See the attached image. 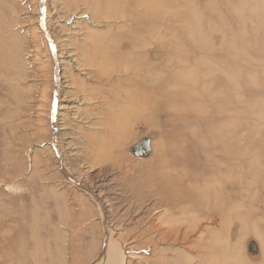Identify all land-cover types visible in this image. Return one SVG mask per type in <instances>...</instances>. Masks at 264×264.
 <instances>
[{
	"label": "rangeland",
	"instance_id": "1",
	"mask_svg": "<svg viewBox=\"0 0 264 264\" xmlns=\"http://www.w3.org/2000/svg\"><path fill=\"white\" fill-rule=\"evenodd\" d=\"M139 1L0 0V264H264V0Z\"/></svg>",
	"mask_w": 264,
	"mask_h": 264
},
{
	"label": "bare ground",
	"instance_id": "2",
	"mask_svg": "<svg viewBox=\"0 0 264 264\" xmlns=\"http://www.w3.org/2000/svg\"><path fill=\"white\" fill-rule=\"evenodd\" d=\"M86 1H87V0H86ZM107 1L111 2L112 4H114V6H115V4L118 6L119 3H121V2L125 3L127 9H125L126 7H125V8L122 7V8H124L123 11H124V10H126V11H125V12H122V11L120 10V11H121V15H119L118 17H116V15H115V13H114V16H115L116 18L119 19V17L122 16V17L126 20V22L129 21V20H130V22H131L132 20H133V21L135 20V18H134V17H135V14H134V16H132V15H131V12L133 11L132 8L135 6L136 0H107ZM137 1H138V0H137ZM148 1H149V0H148ZM150 1L153 2L152 4H153V7H154V1H153V0H150ZM249 1H250V0H249ZM93 2H94V1H93ZM93 2H91V3H93ZM139 2L142 3L141 0H140ZM139 2H138V4H139ZM143 2H144V1H143ZM158 2H160V1H158ZM161 2H162V1H161ZM175 2H176V1H175ZM252 2H253V1H251V3H252ZM94 3H95V2H94ZM94 3H93V4H94ZM99 3H100V1H99ZM111 3H109L110 6L112 5ZM163 3H166V2H163ZM163 3H161L162 6L164 5ZM97 4H98V3H97ZM106 4H107V3H105V5H106ZM143 4H144V3H142V5H143ZM146 4L149 5V2L146 3ZM161 4H159V5H161ZM98 5H99V4H98ZM105 5H104V6H105ZM123 5H124V4H123ZM159 5H158V6H159ZM114 6H113V7H114ZM140 6H141V5H138V7H140ZM145 6H146V5H145ZM156 6H157V5H156ZM113 7H112V8H113ZM115 7H116V6H115ZM115 7H114V10H115ZM118 7H119V6H118ZM118 7H116V10H117V12H120V11H118V10L120 9L121 5H120L119 9H117ZM138 7L136 6L135 8H137V10H138ZM142 7H144V6H142ZM142 7H141V8H142ZM146 7H147V6H146ZM166 7H167V5H166ZM93 8H95V6H94ZM96 8H97V7H96ZM141 8H140V9H141ZM144 8H145V7H144ZM147 8H148V7H147ZM147 8H146V9H147ZM154 8H155V7H154ZM240 8H241V6H240ZM116 10H115V11H116ZM137 10H136V11H137ZM147 10L149 11V9H147ZM147 10H146V11H147ZM158 10H159V9H158ZM161 10H162V9H161ZM243 10H244V9H243ZM115 11H114V12H115ZM134 11H135V10H134ZM153 11H155V10H152V12H153ZM159 11H160V10H159ZM159 11H158V12H159ZM165 11H167V10H165ZM92 12H93V11H92ZM95 12H96V11H95ZM95 12H94V13H95ZM111 12H113L112 9H111ZM117 12H116V13H117ZM127 12H128V13H127ZM149 12H151V10H150ZM167 12H168V11H167ZM94 13H93V14H94ZM133 13H134V12H133ZM135 13H136V12H135ZM143 13H146V12L144 11ZM156 13H157V11H156ZM110 14H111V13H110ZM118 14H120V13H118ZM168 14H169V12H168ZM168 14H167V15H168ZM138 15H140V14H138ZM141 15H142V14H141ZM147 15H148V14H146V17H147ZM157 15H158V14H157ZM167 15H166V16H167ZM108 16H109V15H108ZM143 16H144V14H143ZM166 16H165V17H166ZM181 16H182V15H181ZM144 17H145V16H144ZM165 17H164V20H165ZM173 17H175V16H173ZM179 17H180V16H179ZM179 17H177V18H175V19L178 20ZM240 17H241V16H240ZM240 17L238 18V16H237V18H238L239 20H240ZM107 18H108V17H107ZM109 18H110V17H109ZM109 18H108V19H109ZM111 18H113V14H112V17H111ZM148 18H149V17H148ZM154 18L156 19V16H155ZM181 18H182V17H181ZM181 18H179V19H181ZM198 18H199V17H198ZM142 19L144 20V18H142V17H140V18L137 17V20H141V21H142ZM145 19H147V18H145ZM199 19H201V18H199ZM241 19H242V17H241ZM111 20H112V19H111ZM156 20H157V19H156ZM122 21H123V19H122ZM154 21H155V20H154ZM181 21H183V20H181ZM241 21L243 22V19H242ZM116 22H117V21H116ZM144 22H146V20H144ZM151 22H152V21H151V17H150V18L147 20V23H148V24H151ZM196 22H197V21H196ZM198 23H199V20H198ZM116 24H117V23H116ZM129 24H132V25L134 26L133 23H129ZM176 24H177V23H176ZM176 24H175V25H176ZM186 24H187V23H186ZM191 24H192V23H191ZM114 25H115V24H114ZM146 25H147V24H146ZM179 25H180V24H179ZM196 25H197V24H196ZM209 25H210V23H209ZM242 25H243V24H242ZM173 26H174V25H173ZM176 26H177V25H176ZM176 26H175V27H176ZM243 26H244V25H243ZM131 27H132V26H131ZM186 27H187V25H186ZM188 27H189V26H188ZM191 27H192V26H191ZM194 27H195V26H194ZM196 27H197V26H196ZM199 27H200V26H199ZM214 27H215V25H214ZM178 28H179V26H178ZM129 29H130V27H129ZM135 29H136V28H135ZM179 29H180V28H179ZM195 29H196V28H195ZM207 29H209V28H207ZM180 30H181V29H180ZM210 30H211V29H210ZM215 30L217 31V28H215ZM228 30H229V29H228ZM192 31H193V30H192ZM197 31H198V30H197ZM208 31H209V30H208ZM212 31H214V30H211V32H212ZM126 32H128V31H126ZM131 32H132V31H131ZM135 32H136V31H135ZM173 32H174V31H173ZM211 32H210V33H211ZM221 32H222V31H221ZM124 33H125V32H124ZM201 33H202V32H200V35H198L199 37L202 35ZM205 33H207V31H206ZM126 34H127V33H126ZM129 34H130V33H129ZM131 34H132V33H131ZM135 34H136V33H135ZM197 34H198V32H197ZM218 34H219V33H218ZM220 34H221V33H220ZM232 34H233V33H232ZM232 34H231V35H232ZM238 34H239V33H238ZM116 35H117V34H116ZM118 35H119V34H118ZM122 35H123V34H122ZM174 35H176V34H174ZM208 35H209V34H205V36L209 39ZM242 35H243V33L240 34L241 37H242ZM104 36L106 37V35H104ZM127 36H129V35H127ZM132 36H133V35H132ZM205 36H204V38H205ZM209 36H210V35H209ZM211 36H212V35H211ZM240 36H239V37H240ZM254 36H255V35H254ZM107 37H109V36L107 35ZM107 37H106V39H107ZM116 37L118 38V36H116ZM134 37H135V36H134ZM145 37H146V36H145ZM202 37H203V35H202ZM239 37H238V39H239ZM243 37H244V36H243ZM111 38H112V37H111ZM123 38H124V37L119 38V39H121L120 41H119L118 39H115V40L118 41V42L116 41V43H118V46H116V48H117L116 51H114L115 49L113 48V47H114V44H115V41H114V44H111V43H105V44H104V41H103V43L100 42V44H99L98 46L101 48V51H99V53H98L99 47L97 46L98 49H97V51H96V53H95V58H97V59L100 58L102 61L104 60V62L107 63L108 60H109L110 57H111V53H112V52H115V53H117V54H118V53L120 54L123 50H126V51H129V52L127 53V55H126L127 57H130V58L128 59V61H130V62H132V63L134 64V63L136 62V57H135V56L137 55V54H136V53H137V45L134 44L135 42H131V40H132L133 38L131 39L130 36L128 37V39H129V38H130V39H129L127 42H126ZM177 38H178V37H177ZM200 38H201V37H200ZM104 39H105V38H104ZM106 39H105V40H106ZM125 39H126V38H125ZM147 39H148V38H147ZM147 39H146V40H147ZM199 40H202V39H199ZM111 41H113V39H111ZM111 41H110V42H111ZM204 41H205V39H204ZM255 41H256V39H255ZM96 42H97V41H96ZM195 42H196V41H195ZM195 42H194V43H195ZM209 42H210V41H209ZM209 42H208L207 45H206L207 42H206L205 44L203 43V45H205V47H206V46L209 45ZM196 43H197V42H196ZM198 43H199V42H198ZM200 43H201V42H200ZM200 43H199V45H200ZM91 44H92V43H91ZM142 44H143V43H142ZM142 44H141V45H142ZM238 44H239V43H238ZM141 45H140V46H141ZM197 45H198V44H197ZM232 45H234V44L232 43ZM92 46H94V45H92ZM201 46H202V44H201ZM229 46H230V45H229ZM234 46H235V45H234ZM211 47H212V46H211ZM230 47L232 48V46H230ZM230 47H229V48H230ZM141 48H142V47H141ZM143 48H144V47H143ZM208 48H209V47H208ZM212 48H213V47H212ZM229 48H228V49H229ZM233 50H234V48H233ZM234 51H235V50H234ZM235 52H236V51H235ZM149 53H150V52H149ZM113 54H114V53H113ZM117 54H116V55H117ZM239 54H240V53H239ZM92 55H93V54H92ZM149 55H150V54H149ZM120 56H121V55H120ZM121 57H122V56H121ZM144 57H145V56H144ZM228 57H229V56H228ZM242 57H243V56H242ZM239 58H240V57H239ZM239 58H238V59H239ZM222 59H223V58H222ZM224 59H225V58H224ZM233 59H234V58H233ZM87 60H88V59H87ZM117 60H118V59H117ZM138 60H139V59H138ZM217 60H218V59H217ZM219 60H220V59H219ZM231 60H232V59H231ZM120 61H121V60H120ZM128 61H127V62H128ZM221 61H222V60H221ZM234 61H235V60H234ZM237 61H238V60H237ZM89 62L92 63V61H90V60H89ZM127 62H123V63H127ZM229 62H230V61H229ZM132 63H129V66L126 67V68H127V71H128V74L126 75V77L129 78V80L132 79V81H133V80H135V76H136L135 73H134V71H135L137 68L134 70L135 66H133ZM220 63H221V62H220ZM230 63H231V62H230ZM236 63H237V62H236ZM236 63H235V64H236ZM102 64H103V63H102ZM119 64H121V62H120ZM218 64H219V63H218ZM218 64H217V66H219ZM222 64H223V63H222ZM90 65H92V64H90ZM104 65H105V64H104ZM126 65H127V64H126ZM145 65H147V64H145ZM211 65H212V64H211ZM230 65H231V64H230ZM102 66H103V65H102ZM110 66H111V64H110ZM118 66H119V65H118ZM212 66H213V65H212ZM212 66H211V68H212ZM224 66H226V65H224ZM239 66H241V65H239ZM105 67H106V66H105ZM107 67H108V66H107ZM213 67H214V66H213ZM222 68H223V67H222ZM105 69H106V68H105ZM107 69H108V68H107ZM107 69H106V70H107ZM214 69H215V68H214ZM219 69H220V68H219ZM251 69L253 70V68H251ZM212 70H213V68H212ZM217 70H218V69H217ZM229 70H230V69H229ZM240 70H241V69H240ZM240 70H239V71H240ZM242 70H243V69H242ZM148 71H149V70H148ZM222 71H223V70H222ZM234 71H235V70H234ZM110 72H112V71H110ZM230 72H231V71H230ZM242 72H243V71H242ZM222 73H223V72H222ZM102 74H103V73H102ZM112 74L114 75V68H113V73H111V74H109V75L112 76ZM136 74H137V73H136ZM143 74H144V72H143ZM200 74H201V73H200ZM243 74H244V72H243ZM258 74H259V73H258ZM109 75H108V76H109ZM144 75H145V74H144ZM144 75H143V76H144ZM146 75H147V74H146ZM233 75H234V74H233ZM250 75H251V74H250ZM98 76H99V74H98ZM116 76H117V75H116ZM225 76H226V75H225ZM243 76H244V75H243ZM243 76H242V77H243ZM251 76H252V75H251ZM102 77H103V76H102ZM124 77H125V76H124ZM137 77H138V76H137ZM137 77H136V78H137ZM144 77H145V76H144ZM144 77H143V78H144ZM189 77H190V76H189ZM226 77H227V76H226ZM233 77H234V76H233ZM249 77H250V76H249ZM106 78H107V77H106ZM108 78H109V77H108ZM238 78H239V77H238ZM258 78H260V77H258ZM124 79H125V78H124ZM231 79H232V78H231ZM231 79L229 80V82H231ZM236 79H237V78H236ZM249 79H251V78H249ZM105 80H106V79H105ZM127 80H128V79H127ZM139 80H140V79H139ZM141 80H142V78H141ZM141 80H140V82H141ZM149 81H150V80H149ZM232 81H234V80H232ZM250 81H251L252 84L254 83V82H252V80H250ZM250 81H249V82H250ZM109 82H110V81H109ZM140 82H139V83H140ZM184 82H185V80H184ZM231 83H232V82H231ZM239 83H240V82H239ZM241 83H242V82H241ZM246 83H247V82H246ZM243 84H244V82H243ZM138 85H140V84H138ZM141 85H142V84H141ZM171 85L174 86L173 84H171ZM180 85H181V84H180ZM164 86H165V83H164V82L159 84V89H161V93H162V91L164 90ZM247 86H248V85H247ZM255 86H257V84H255ZM127 87H128V86H127ZM149 87H150V86H149ZM170 87H171V86H170ZM177 87H179V86H177ZM237 87H238V86H237ZM249 87H250V86H249ZM258 87H259V86H258ZM173 88H174V87H173ZM175 88H176V87H175ZM132 89L135 90L134 88H132ZM168 89H170V88H168ZM146 90H148V89H146ZM146 90H145V91H146ZM175 90H176V89H174V90L172 89V92L175 91ZM232 90H233V88H232ZM177 91H178V90H177ZM227 91H228V90H227ZM143 92H144V91H143ZM170 92H171V91H170ZM129 94H130V93H129ZM163 94H164V93H163ZM177 94H178V93H177ZM127 95H128V94H127ZM133 95H134V94H133ZM172 95H173V94H172ZM118 96H119V95H118ZM128 96H129V95H128ZM131 96H132V95H130V98H131ZM120 97H121V96H120ZM158 97H159V96H158ZM160 97H161V96H160ZM142 98H143V97H142ZM146 98H147V97H146ZM122 99H123V98H122ZM160 99H161V98H160ZM115 100H116V99H115ZM135 100H136V99H135ZM238 100H239V99H238ZM131 101H132V100H131ZM136 101H137V100H136ZM141 101H142V100H141ZM133 102H134V101H133ZM133 102H132V103H133ZM138 102H140V100L137 101V103H138ZM147 102H148V100H147ZM117 103H119V102H117ZM135 103H136V102H135ZM142 104H143V102H142ZM120 105H121V104H120ZM130 105H131V104H130ZM136 106H137V105H136ZM141 107H142V106H141ZM137 108H138V107H137ZM142 108H143V107H142ZM145 108H146V107H145ZM143 109H144V108H143ZM137 110H138V109H137ZM137 110H136V112H137ZM147 110H148V109H147ZM127 111H129V110H127ZM139 111L141 112V110H139ZM139 111L137 112V114H139ZM143 114H144V113H143ZM156 114H157V113H156ZM139 115H140V114H139ZM139 115H138V117H139ZM144 116H145V115H144ZM150 116H151V115H150ZM155 116H156V115H155ZM125 117H126V116H125ZM129 117H130V116H129ZM115 118H116V117H115ZM150 118H151V117H150ZM116 119H117V118H116ZM132 119H133V116H132ZM135 119H136V117H135ZM139 119H140V118H139ZM123 120H124V119H123ZM126 120H127V119H126ZM128 121H129V120H128ZM133 121H134V120H133ZM145 121H146V120H145ZM135 122H136V120H135ZM114 123H115V121H114ZM121 123H124V122H121ZM128 123H129V122H128ZM128 123H127V124H128ZM145 123H146V122H145ZM127 124H126V125H127ZM126 125H125V126H126ZM146 125H147V124H146ZM114 126H115V125H114ZM140 126H141V125H140ZM117 127H118V126H117ZM132 127H133V126H132ZM132 127H131V128H132ZM137 127H138V126H137ZM111 128H113V127L111 126ZM120 128H121V127H120ZM131 128H130V130H131ZM140 128H141V127H140ZM140 128H139V129H140ZM118 129H119V128H118ZM115 130H116V129H115ZM123 130H124V128H123ZM120 131H121V130H120ZM125 131H126V130H125ZM135 131H136V130H135ZM123 132H124V131H123ZM129 132H130V131H128V134L132 135L131 132H130V133H129ZM133 133H134V132H133ZM115 134H116V133H115ZM119 134H120V132H119ZM128 134H127V136H128ZM155 137H156V136H155ZM113 139H114V138H113ZM113 139H112V141H113ZM119 139H120V137H119ZM125 139H126V137H125ZM104 140H105V138H104ZM123 140H124V139H122L121 142H122ZM114 141H115V140H114ZM132 141H134V140H132ZM104 142H106V141H104ZM123 143H125V142H123ZM135 143H136V141H135ZM111 144H112V143H111ZM132 144H133V143H132ZM107 146H108V145H107ZM115 146H116V145H114V147H115ZM117 146H118V145H117ZM110 147H111V146H110ZM114 147H113V148H114ZM122 148H123V147H121L120 149H122ZM127 148H128V147H127ZM224 148H225V147H224ZM107 149H108V148H107ZM115 149H116V148H115ZM115 149H114V150H115ZM119 152H121V151H119ZM119 152H118V153H119ZM156 152H157V150H156ZM111 153H113V152H111ZM111 153H110V154H111ZM203 153H204V152H203ZM120 154H121V153H120ZM113 155H114V154H113ZM122 155H123V154H122ZM131 155H132V154H131ZM214 155H215V154H214ZM116 156H117V155H116ZM118 156H120V155H118ZM124 156H125V155H124ZM205 156H206V155H205ZM207 156H208V155H207ZM215 156H216V155H215ZM111 157H112V156H111ZM203 157H204V156H203ZM114 158L116 159L115 156H114ZM118 158H120V157H118ZM121 159H122V158H121ZM185 159H187V158H185ZM105 160H106V158H105ZM208 160H209V159H208ZM242 160H243V159H242ZM118 161H119V160H118ZM124 161H125V159H124ZM151 161H152V160H150V162H151ZM154 161H155V160H154ZM156 161H157V160H156ZM205 161H206V160H205ZM221 161H222V160H221ZM102 162H103V160H102ZM104 162H105V161H104ZM135 162H136V161H134V163H135ZM137 162H138V161H137ZM139 162H140V161H139ZM143 162H144V161H143ZM152 162H153V161H152ZM152 162H151V164H152ZM166 162H167V161H166ZM166 162L164 163V164H165V167H167V165H169V164L166 165ZM134 163H132V165H133ZM167 163H168V162H167ZM101 164H102V163H101ZM130 164H131V163H130ZM142 164H143V163H142ZM164 164H163V165H164ZM211 164H213V163H211ZM211 164H210V165H211ZM214 164H215V163H214ZM140 165H141V164H140ZM152 165H153V164H152ZM163 165H162V167H163ZM201 165H202V164H201ZM208 165H209V164H208ZM104 166H105V165H104ZM123 166H124V165H123ZM129 166H130V165H129ZM141 166H145V165L143 164V165H141ZM124 167H125V166H124ZM186 167H187V166H186ZM145 168H146V167H145ZM177 168H178V167H177ZM200 168H201V167H200ZM205 168H206V167H205ZM125 169H126V168H125ZM159 169H160V167H159ZM164 169H165V168H164ZM171 169H172V168H171ZM207 169H208V167H207ZM137 170H138V169H137ZM161 170H162V169H161ZM166 170H167V169H166ZM179 170H180V169H179ZM179 170H178V171H179ZM200 170H201V169H200ZM208 170H209V169H208ZM208 170H206V171H208ZM102 171H103V170H102ZM124 171H126V170H124ZM124 171H123V173H124ZM162 171H163V170H162ZM167 171H168V170H167ZM202 171H203V170H202ZM159 172H160V171H159ZM173 172L175 173V170H174ZM161 173H162V172H161ZM161 173H159V174H161ZM180 173H181V172H180ZM210 173H212V172H210ZM210 173H209V174H210ZM121 174H122V173H121ZM129 174H130V173H129ZM159 174H157V175H159ZM171 174H172V173H171ZM171 174H170V175H171ZM178 174H179V173H178ZM181 174H182V173H181ZM189 174H190V171H189ZM191 174H192V172H191ZM219 174H220V173H219ZM227 174H229V173H227ZM165 175H166V178H167V176H168L169 174H168V175L165 174ZM182 175H183V174H182ZM182 175H181V176H182ZM192 175H194V174H192ZM152 176H153V175H152ZM184 176H185V175H184ZM158 177H159V176H158ZM168 177H170V176H168ZM175 177H177V176H176V173H175ZM206 177H207V176H206ZM208 177H209V176H208ZM208 177H207V178H208ZM156 178H157V177H156ZM164 178H165V177H164ZM173 178H174V177H173ZM177 178H178V177H177ZM177 178H176V179H177ZM198 178H200V177H198ZM161 179H162V178H161ZM181 179H182V178H181ZM154 180H155V179H154ZM167 180H169V179L167 178ZM174 180H175V179H173V182L175 183ZM179 180H180V179H179ZM179 180H178V181H179ZM190 180H191V179H190ZM206 180H207V179H206ZM209 180H210V178H209ZM209 180H207V181L209 182ZM231 180H232V179H231ZM171 181H172V180H171ZM180 181H181V180H180ZM183 181L185 182L184 179H183ZM198 181H199V180H198ZM207 181H206V182H207ZM210 181H211V180H210ZM168 182H169V181H168ZM201 182H202V181H201ZM164 183H165V181H164ZM187 184H188V183H187ZM206 184H208V183H206ZM209 184H210V183H209ZM148 185H149V184H148ZM148 185H146V186H148ZM169 185H171V184H169ZM233 185H234V184H233ZM141 186H142V185H141ZM163 186H164V185H163ZM166 186H168V185H166ZM194 186H195V185H194ZM148 187H149V186H148ZM206 187H207V186H206ZM167 188L170 189V187H167ZM172 188H173V187H172ZM187 188H188V187H187ZM225 188H226V187H225ZM128 189H129V188H128ZM132 189H133V188H132ZM134 189H135V188H134ZM134 189H133V190H134ZM145 189H146V188H145ZM169 189H168V190H169ZM179 189H180V188H179ZM179 189H178V190H179ZM198 189H201V188H198ZM170 190H171V189H170ZM191 190H192V189H191ZM214 190H215V189H214ZM219 191H220V190H219ZM222 191H223V190H222ZM144 192H145V191H144ZM144 192H143V194H144ZM161 192H162V191H161ZM164 192H165V191H164ZM169 192H170V191H169ZM178 192H179V191H178ZM180 192H181V191H180ZM227 192H228V191H227ZM147 193H148V192H147ZM165 193H168V192H165ZM170 193H171V192H170ZM172 193H173V192H172ZM195 193H196V192H195ZM223 193H224V192H223ZM223 193H222V194H223ZM229 193H230V192H229ZM132 194H133V193H132ZM132 194H131V195H132ZM134 194H135V193H134ZM161 194H162V193H161ZM175 194H176V193H175ZM198 194H199V193H198ZM230 194H231V193H230ZM179 195H180V193H179ZM210 195H211V193H210ZM212 195H213V194H212ZM224 195H226V193H225ZM142 196H143V195H142ZM144 196H146V195H144ZM151 196H152V195H151ZM162 196H163V194H162ZM180 196H181V195H180ZM231 196H232V195H231ZM149 197H150V195H149ZM149 197H147V198H149ZM226 197L228 198V196H226ZM213 198H214V197H213ZM224 198H225V197H224ZM145 199H146V198H145ZM173 199H175V198H173ZM95 200H96V199H95ZM136 200H137V199H136ZM159 200H161V199H159ZM175 200H176V199H175ZM181 200H182V199H181ZM203 200H204V199H203ZM229 200H230V197H229ZM147 201H148V200H147ZM157 201H158V200H157ZM164 201H165V199L163 200V202H164ZM169 201H170V200H169ZM173 201H174V200H173ZM187 201H188V200H187ZM135 202H136V201H135ZM159 202H161V201H159ZM159 202H158V203H159ZM165 202H166V201H165ZM140 203H141V202H140ZM186 203H187V202H186ZM206 203H207V202H206ZM222 203H224V202L222 201ZM101 204H102V203H101ZM135 204H136V203H135ZM172 204H173V203H172ZM179 204H180V203H179ZM190 204H191V203H190ZM190 204H189V205H190ZM209 204H211V203H209ZM224 204H225V206H226V203H224ZM224 204H223V205H224ZM205 205H206V204H205ZM207 205H208V204H207ZM217 205H218V204H217ZM223 205L221 206V208L224 207ZM102 206H103V205H102ZM157 206H158V205H157ZM159 206H160V205H159ZM169 206H170V205H169ZM172 206L175 207V205H172ZM176 206H177V205H176ZM194 206H195V205H194ZM219 206H220V205H219ZM99 207H100V206H99ZM103 207H104V206H103ZM133 207H134V206H133ZM174 207H173V208H174ZM196 207H197V206H196ZM205 208H206V206H205ZM192 209H193V208H192ZM194 209H195V208H194ZM197 209H198V208H197ZM215 209H217V206L214 207V210H215ZM218 209H220V208L218 207ZM249 209H250V208H249ZM143 210H144V209H143ZM169 210H170V209H169ZM173 210H174V209H173ZM195 210H196V209H195ZM195 210H193V211H195ZM214 210H213V212H214ZM233 210H234V209H233ZM246 210H247V209H246ZM191 211H192V210H191ZM204 211L206 212V210H204ZM208 211H209V209H208ZM224 211H225V210H224ZM230 211H231V208H230ZM143 212H144V211H143ZM168 212H169V211H168ZM213 212H212V214H213ZM171 213H172V212H171ZM196 213H197V212H196ZM225 213H227V212H225ZM230 213H231V212H230ZM178 214H179V212H178ZM192 214H194V213H192ZM198 214H199V213H198ZM205 214H206V213H205ZM254 214H255V213H254ZM188 215H189V213H188ZM188 215H187V216H188ZM194 215H195V214H194ZM206 215H207V216H205V217H208V214H206ZM251 215H252V214H251ZM170 216H173V217H174V215H170ZM175 216H176V215H175ZM213 216H214V215H213ZM201 217H202L201 220H202L203 218H205L204 215L201 216ZM210 217H211V216H210ZM252 217H254V216H252ZM225 218H226V217H225ZM189 219H190V218H189ZM189 219H187V220H189ZM199 219H200V218H199ZM211 219H212V218H211ZM220 219H221V218H220ZM204 220H206V219H204ZM213 220H214V219H213ZM216 220H217V219H216ZM224 220H225V219H224ZM260 220H261V219H260ZM189 221H190V220H189ZM192 221L194 222V220H192ZM210 221H211V220H210ZM225 222H226V221H225ZM190 224H191V223H190ZM179 227H180V226H179ZM242 227H243V226H242ZM242 227H241V228H242ZM251 227H252V226H251ZM255 227H256V226H255ZM170 228H171V227H170ZM254 229H257V228H254ZM114 230H115V229H114ZM182 230H183V229H182ZM248 230H251V228H249ZM248 230H247V231H248ZM255 231H256V234H257L258 230H255ZM175 232H176V231H175ZM179 232H180V231H179ZM259 232H260V231H259ZM259 232H258V233H259ZM172 233H173V232H172ZM239 233H240V232H239ZM259 235H260V234H259ZM243 237H244V236H243ZM258 237H259V236H258ZM120 238H121V236H120ZM260 239H261V238H260ZM262 240H264V239H262ZM221 241H222V240H221ZM224 241H225V240H224ZM260 241H261V240H260ZM126 242H127V241H126ZM225 243H226V241H225ZM261 244H263V243L260 242V246H261ZM224 245H227V243L224 244ZM224 245H223V246H224ZM212 247H213V246H212ZM231 247H232V246H231ZM234 247H235V246H234ZM112 249H113V251H112L111 253H114V249H117V251H118L117 258H116L114 264H127V261H128V253H129V251H128V249H126V247L124 246V244H123L122 242H120V241L117 240V246L113 247ZM262 249H263V247H262ZM215 250H216V249H215ZM215 250H211V253H213L212 251H215ZM263 250H264V249H263ZM238 251H239V250H238ZM209 252H210V251H208V253H209ZM111 253H110V254L108 253L109 255L107 254V255H108L107 258L105 257L106 260L112 255ZM203 253H204V252H203ZM205 253H206V252H205ZM208 253H206V255H207ZM179 254H181V253H179ZM209 254H210V253H209ZM199 256H200V254H199ZM201 256H202V253H201ZM236 256H237V254H236ZM238 256H239V255H238ZM189 257H190V256H189ZM200 258H201V257H200ZM208 258H210V257L208 256ZM205 259H206V258H205ZM234 259H235V258H233V260H234ZM261 259H262V258H261ZM106 260H105V261H106ZM164 260H165V259H164ZM192 260H193V259H192ZM198 260H199V259H198ZM209 260H210V259H209ZM200 261H201V260H200ZM235 261H237V259H236ZM128 262H129V261H128ZM162 262H163V261H162ZM167 262H168V261H167ZM192 262H194V261H191V263H192ZM197 262H198V261H197ZM204 262H205V261H204ZM207 262H208V259H207ZM207 262H206V263H207ZM210 262H211V260H210ZM241 262H242V261H241ZM174 263H175V262H174ZM180 263H181V262H180ZM188 263H189V262H188ZM188 263H186V264H188ZM191 263H189V264H191ZM250 263H251V262H250ZM129 264H130V263H129ZM160 264H161V263H160ZM181 264H182V263H181ZM192 264H193V263H192ZM235 264H237V262H236ZM239 264H240V262H239Z\"/></svg>",
	"mask_w": 264,
	"mask_h": 264
}]
</instances>
